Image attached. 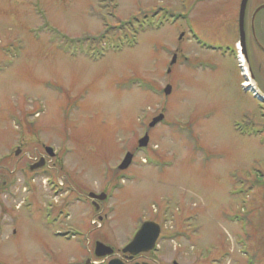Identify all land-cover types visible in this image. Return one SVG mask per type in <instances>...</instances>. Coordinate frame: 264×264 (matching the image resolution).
Segmentation results:
<instances>
[{"label": "rangeland", "instance_id": "obj_1", "mask_svg": "<svg viewBox=\"0 0 264 264\" xmlns=\"http://www.w3.org/2000/svg\"><path fill=\"white\" fill-rule=\"evenodd\" d=\"M238 8L0 0V264H264V99L231 54ZM102 36L113 41L91 50ZM146 221L160 226L158 252L128 262ZM98 242L113 254L96 257Z\"/></svg>", "mask_w": 264, "mask_h": 264}, {"label": "water", "instance_id": "obj_2", "mask_svg": "<svg viewBox=\"0 0 264 264\" xmlns=\"http://www.w3.org/2000/svg\"><path fill=\"white\" fill-rule=\"evenodd\" d=\"M247 1L248 0H243L242 4H241V8H240V16H239V26H240V45L243 48L244 52H245V46H244V42H245V29H244V24H245V10H246V5H247ZM246 55V53H244ZM176 62V57H174L173 61H172V65H174ZM171 72V70H169V73ZM171 86H167L165 89V94L168 96L171 93ZM164 119V115L161 114L158 117L154 118L152 123L150 124V128L155 127L158 123H160L162 120ZM148 142H149V137L146 135L144 138H142L139 141V146L141 148H145L148 146ZM46 151L51 155L54 156V152L51 148H47ZM19 154V152H18ZM133 161V154L128 153L124 160L122 161L119 169L121 171L126 170L127 168L130 167V165L132 164ZM44 166L43 161L40 164H35L33 166H31V170H37L40 169ZM92 198L95 199H99L100 201H104L106 199L105 195H101V196H96V195H91ZM160 227L158 224L154 223V222H146L141 230L137 233L136 237L134 238V240L123 250L124 254H131L132 257H135L141 253H148L151 252L155 249L156 247V243L157 240L159 238L160 235ZM113 249H111L110 247L104 245L101 242H98L96 244V251L95 254L97 257H105L108 255L113 254ZM109 264H124L122 261L120 260H112Z\"/></svg>", "mask_w": 264, "mask_h": 264}, {"label": "flooded vegetation", "instance_id": "obj_3", "mask_svg": "<svg viewBox=\"0 0 264 264\" xmlns=\"http://www.w3.org/2000/svg\"><path fill=\"white\" fill-rule=\"evenodd\" d=\"M243 0H233L234 5L238 3V13L240 15V8ZM237 14V16H239ZM246 20H248V29L250 34L248 35L245 31V52L247 57V63L255 62L257 65L259 63V58H257L256 53L260 52L264 56V0H248L245 10V29ZM251 39V46L249 47L248 41ZM260 64H264L263 61ZM252 73V72H251ZM155 253L140 254L138 256L132 257L131 255H124L123 257L127 259L128 262L134 261L137 257L153 255ZM145 262H141L144 264ZM139 264V263H136Z\"/></svg>", "mask_w": 264, "mask_h": 264}, {"label": "bare ground", "instance_id": "obj_4", "mask_svg": "<svg viewBox=\"0 0 264 264\" xmlns=\"http://www.w3.org/2000/svg\"><path fill=\"white\" fill-rule=\"evenodd\" d=\"M244 60H245V58H244ZM245 64H246V60H245ZM246 66H247V72H245V73H248V75H249V78H250V80H254V77H253V75L249 72V70H248V65L246 64ZM248 81V80H247ZM245 86H247V84H245ZM259 92V91H258Z\"/></svg>", "mask_w": 264, "mask_h": 264}, {"label": "trees", "instance_id": "obj_5", "mask_svg": "<svg viewBox=\"0 0 264 264\" xmlns=\"http://www.w3.org/2000/svg\"><path fill=\"white\" fill-rule=\"evenodd\" d=\"M121 30H122V29H121ZM121 30H120V31H121ZM92 42H99V41H94V40H92Z\"/></svg>", "mask_w": 264, "mask_h": 264}]
</instances>
